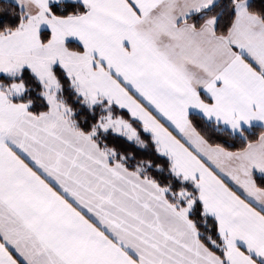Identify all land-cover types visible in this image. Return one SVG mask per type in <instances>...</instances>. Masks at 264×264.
Here are the masks:
<instances>
[{
    "label": "snow or ice",
    "instance_id": "snow-or-ice-1",
    "mask_svg": "<svg viewBox=\"0 0 264 264\" xmlns=\"http://www.w3.org/2000/svg\"><path fill=\"white\" fill-rule=\"evenodd\" d=\"M0 264H264V0H0Z\"/></svg>",
    "mask_w": 264,
    "mask_h": 264
}]
</instances>
